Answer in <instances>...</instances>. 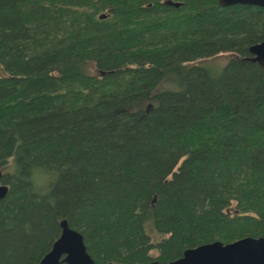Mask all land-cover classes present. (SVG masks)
Listing matches in <instances>:
<instances>
[{
	"label": "trees",
	"instance_id": "obj_1",
	"mask_svg": "<svg viewBox=\"0 0 264 264\" xmlns=\"http://www.w3.org/2000/svg\"><path fill=\"white\" fill-rule=\"evenodd\" d=\"M260 41L253 4L0 0V264H37L63 219L97 264L264 235Z\"/></svg>",
	"mask_w": 264,
	"mask_h": 264
},
{
	"label": "water",
	"instance_id": "obj_2",
	"mask_svg": "<svg viewBox=\"0 0 264 264\" xmlns=\"http://www.w3.org/2000/svg\"><path fill=\"white\" fill-rule=\"evenodd\" d=\"M223 5L253 4L264 6V0H220ZM179 4V3H177ZM104 15V14H103ZM255 59L264 65V41L250 46ZM0 168V177L2 176ZM8 186L0 183V198ZM62 232L51 249L37 264H97L87 249L83 234L61 221ZM148 264H264V235L244 236L224 243L216 240L187 248L179 258L168 262L153 260Z\"/></svg>",
	"mask_w": 264,
	"mask_h": 264
},
{
	"label": "rangeland",
	"instance_id": "obj_3",
	"mask_svg": "<svg viewBox=\"0 0 264 264\" xmlns=\"http://www.w3.org/2000/svg\"><path fill=\"white\" fill-rule=\"evenodd\" d=\"M230 57H231V53L225 51L216 56L203 59L202 63L205 66L209 67L213 73L218 74L222 70L224 65L227 63V61L230 59ZM165 85H166V81H163L161 83V86L163 87Z\"/></svg>",
	"mask_w": 264,
	"mask_h": 264
}]
</instances>
